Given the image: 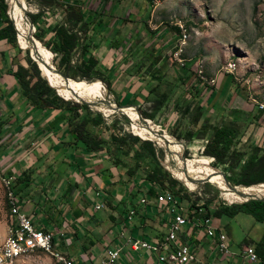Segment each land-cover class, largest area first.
Listing matches in <instances>:
<instances>
[{"label":"rangeland","instance_id":"obj_1","mask_svg":"<svg viewBox=\"0 0 264 264\" xmlns=\"http://www.w3.org/2000/svg\"><path fill=\"white\" fill-rule=\"evenodd\" d=\"M6 1L8 6H10L8 0ZM12 1L15 5H17L14 0ZM25 1L27 2L26 15H28V13L38 12L36 2L40 1L41 4L44 2L47 3V0ZM88 1V5L90 4L97 7L104 5L103 1L113 5V7L111 6L109 13H107V17L110 18V22H115L116 24L118 23L117 25L119 28L111 34V42L105 45L111 53L116 52L118 55H124L127 51H130V49H126L123 46L126 39L129 40L127 43L128 45L130 44L129 47H131L132 45H141L143 43L142 40H144L143 36H147L146 41L149 42H151L153 38H156V41L160 40V45H163L160 51L163 53L166 48V51L171 54L172 59L176 63L181 64L182 62L176 59L175 52L179 48V50H182L180 51L179 58L184 61L183 66L189 67L188 70L190 71V74H195L193 79H200L202 76L207 77L209 80L211 79V94L214 93L213 88H218L219 83H226L227 86L225 89L219 92L221 97L218 98V96L216 102L214 100V102L211 101V133L222 120L226 119V121H230L228 120L229 118L224 117V115H227V113L224 112V109L229 106L249 113L250 119L258 115V119L254 123H251L250 120L238 122L237 126H239L240 131L238 133L229 134L236 140V144L239 149H248L250 142L259 139V137L262 136V133L264 132V0ZM24 6L26 7V4ZM146 6L147 8L145 9V12H138L139 7L144 9ZM7 14L10 16L9 7ZM129 14L130 16L128 17ZM17 15L16 12H12V16L14 18L15 16L17 17ZM137 15H143L142 21L145 19V24L147 26L144 25L143 21V23L139 26L141 28L139 32L141 35L135 36L136 25L134 19H136ZM10 19L12 18L10 17ZM180 23H182L186 29V31H184V37H186V39H184L182 33L179 35L176 28H174L179 27V29H181L179 26ZM14 25L16 28L17 25L15 22ZM145 27H150L152 31L151 34L148 35L146 33ZM17 33L19 34L18 30ZM31 35L35 36V30L33 27L29 36ZM37 40L41 42L40 39L37 38ZM14 50L15 53H17V56L20 55L25 60L33 59L30 49L23 48L20 45L19 38L18 46L14 47ZM39 56L43 58V61L45 60L44 54L39 53ZM53 63L56 66L54 60ZM231 64H234L233 72H226L225 69ZM213 79H215V82H213ZM81 82L84 85L82 89L90 95H96L101 91L105 92V95L97 99L98 101H105L102 103L103 106L108 104L109 107L110 105L109 100L105 99L107 96L110 97L109 99H111V103L116 101V96L112 93V91L108 90L104 81H102L104 87L85 80ZM216 93L217 92L214 94ZM123 106H126V104L124 103ZM119 114L122 115V113ZM126 127L133 132L131 122L126 125ZM160 127V133H169L167 129L163 128L161 125ZM14 136L15 134H11V132H9L7 134V138L4 139L5 145L0 144L2 145L0 146V151H5L8 147H10L8 153L12 151L10 153L11 155L8 159H6V163L4 162L5 166H3V168L6 173L10 172V174H15V172L18 171V173L15 174L16 180L19 175H24V172L30 174L32 177L37 172V167H42L43 164H45V158L54 154L56 150L51 148L49 151H46V145L50 143L47 139L45 141H41L38 149L34 148L31 141L36 139L32 136L29 137L21 148L18 146L15 147L17 145V140L15 141ZM157 145L163 147L165 150L163 158V165L165 169L170 171L174 177L182 181L183 185L187 188L186 190L188 192L186 190L181 192L184 198L183 202L187 209L190 208L188 201L197 199V196L203 198L199 201V205H203L206 200H211L209 205L210 210L216 209L220 203L227 202L231 204L233 202H241L235 201V199L241 197L240 195H237L236 193L234 194V192L231 193L228 190L226 191L227 196L225 197L224 193L226 189L223 190L214 181L208 180L196 182L197 179L192 180L191 178H189L191 181L186 179H183V181L178 177V173L181 170L178 165V159L176 157L173 158V155L166 149L165 145L160 142L159 144L157 143ZM43 149L46 151L45 153H43ZM28 150L31 151L29 152ZM183 151L184 152L181 154L183 160L202 157V155L199 154L200 152L193 153L190 157H188L185 150ZM25 153L26 155L22 156ZM20 157H22L21 160ZM16 161H18V163L16 167H14L13 165ZM32 162L34 170H32V168H27V165ZM182 164L183 169L190 170L189 166L191 165L189 163L185 164L183 162ZM196 164H198V162L195 160L194 165ZM45 167H47L46 164ZM212 167L218 173H224L225 171L224 166ZM50 169L53 170V172H51L52 175L50 176L53 178L52 182L58 183L60 179L59 177L57 178L58 174L56 165L53 164ZM5 177L6 176L4 174L0 176V248H7L11 239H13V237H11V223L14 217V208L8 207L11 203L8 196V187L4 182ZM75 177L82 182L84 181V179L81 178V176H78V174ZM40 182L41 178H36L35 184H32V191L35 195L42 194L43 183ZM19 185L20 183H18L17 180V190ZM262 186L264 185L260 184L256 187H247L242 191L250 190V188H257L256 192L253 194H264V189H261ZM55 187L56 186H54V188ZM34 188H36V190ZM177 188L178 186H176V189ZM62 189L63 187L57 188V193L64 191ZM96 192L101 193L102 190L98 189ZM250 192H252V190H250ZM48 193L49 192H45V195H48ZM43 199L47 200L46 197ZM107 203L106 205L109 206V208H105L102 211L104 213H100L102 216L100 215L97 218L96 215L91 216L88 214L84 219H81L80 217V222L75 221V218L72 223L70 221H66L64 222V225H67L68 228L65 232H63L65 236L62 235V233L57 234V248L68 252L74 257L77 264H102V260L104 259V247L107 243H110L108 239L110 240V238H112V234L109 232L111 230L110 226L112 221L108 213L111 212L110 209H113V205L109 202ZM118 203L120 208H122L121 210L126 207L125 203L119 201ZM204 209L207 210L205 207ZM144 210L146 213L147 210ZM148 210L151 211V209ZM154 213L156 214L155 211ZM28 214L32 215L35 225L39 228H42L39 225L40 221L58 224L63 222L62 220H65L63 217L61 221L59 219L56 221V219L54 220V218H52L51 213L49 212L41 213L42 215L40 213ZM90 217L94 219V222L98 223H100L101 218L102 222L105 223L102 226L103 229L99 230L95 226L97 224L91 226L92 224L87 222L90 220ZM163 218L164 216L162 214L157 216L154 215L153 217L149 216L147 218L148 224L141 227L139 235L137 236L149 238L150 235L157 236L164 232L163 226H165V220ZM219 220L220 221L218 222V220L215 219V224H221V227L228 231L230 236L229 249L233 255L225 256L218 250L214 242L210 243L208 239L206 240V237L200 236L203 240L201 239L199 243V249L203 254V259H205V261L209 264L261 263L260 260L258 262H246L242 259L241 253L246 245H252L260 240L261 235L264 233V223L256 221L251 214L243 212L239 213L235 217L223 216L219 218ZM61 225L62 227H65L63 224ZM128 225L130 227L131 222H129ZM76 230L78 231L77 235L75 234ZM205 230L203 229L202 232L205 233ZM67 237L71 238V244L69 245H67L65 241V238ZM25 248V252L14 256V258H9V264L64 263L57 256H54L52 253L42 249L40 246L28 245L25 246ZM134 252L135 251L129 252L128 250L121 257L119 264H150L147 253H145L141 259H137L136 252Z\"/></svg>","mask_w":264,"mask_h":264},{"label":"trees","instance_id":"obj_2","mask_svg":"<svg viewBox=\"0 0 264 264\" xmlns=\"http://www.w3.org/2000/svg\"><path fill=\"white\" fill-rule=\"evenodd\" d=\"M103 2L104 5L101 6L100 12L95 8L87 10H83L80 7L72 8L64 18L54 24H48L42 11L29 13V16L36 27L35 36L41 40L43 44L39 42L42 46L45 45L49 49L44 46L49 53L51 64H54V60L57 69L62 74L73 78L74 80L71 79L72 81L81 82L85 80L104 87V84L100 81L102 80L106 83L108 90L113 91L112 83L115 74L101 62L97 53L102 46L111 42V34L119 26L116 23L110 25L109 19L100 17L112 6L108 2ZM108 6L110 7L107 9ZM8 7L6 0H0V13L3 17L0 22V25H2L0 28V40H7L13 47H17L19 38L20 45L23 48L30 49L31 54L44 63L39 53H35L33 44L26 42L22 35L29 37L28 30L25 29V26L27 27V17L22 14L25 26H19L22 33L18 30V37L14 25V22L17 25V21L12 16L13 20L10 19L7 14ZM144 25L146 24L144 23ZM139 26L136 25L135 36L141 35ZM174 28L180 35L179 27ZM30 29L32 31L31 23ZM145 29L148 35L151 34L150 27H145ZM127 42L129 40L126 39L125 43H123L126 49H130V52H127L130 54L134 52L140 53L141 49L134 51L138 45L129 47L130 44L128 45ZM152 56H154V53L151 50H148L145 55L139 54V58L137 55L135 62L137 71L134 74L138 75L142 80H149V93L154 96L145 99L146 106L138 104L136 100L129 105L135 106L136 117L139 118L140 113L144 118L153 121H149L151 124H154L157 123L155 116L167 108L178 88L189 77L190 71L184 70L187 66H183V70H181V67L171 59L170 55H168L167 59L171 63L172 69L165 70L163 68L167 63L165 61L162 66L156 67L153 71L158 62L155 60L151 61ZM39 65L33 59H26L24 63L18 64L15 69H10V72L16 78L18 90L31 106L39 110H59V112L65 114L67 131L70 136V139L64 142L67 147L80 151L85 155L103 154L102 157L106 162L128 175V182H134L133 191L131 192L132 197L140 194L155 196L161 191L171 190L182 202L184 201L181 192L187 188L182 181L165 169L163 165L165 150L163 147L158 146L155 140L143 135L139 130L130 131L126 127L130 123V119L125 114L104 115L99 110L101 109L99 106H96V108L90 103L80 102L75 95L61 94L57 84L42 74L43 66L40 65V69ZM52 69L54 70V68ZM55 73L58 74L56 71ZM58 75L62 77L60 74ZM49 81L57 87L60 95L72 99L67 100L60 96L57 89ZM195 87L197 92L192 94V97L196 98L199 96L200 90L195 84L191 86L192 90L190 91L182 88L176 96L175 102L179 105L177 110H179L181 118H184L191 108L193 101L188 102L186 98L187 93L193 92ZM119 104L123 105L121 102ZM226 113L227 115H224V117L230 118V122H233V125L222 120L214 128L211 137L199 154L208 159L206 166L215 172L216 170L212 166H224V174L232 184L250 187L260 185V183L264 185V144L259 145L252 141L248 149L242 150L237 147L236 140L229 135L240 131L238 126H234L236 122L250 120L251 123H254L258 119V115L250 119L249 113L236 108H229ZM168 132L173 150L181 159V165H183V162L185 164H191L195 160L198 162L194 158L183 160L181 156L184 152L183 150H185L188 157L193 154L189 144L195 138L194 125L179 123L169 127ZM175 138L179 141H176ZM216 173L227 186L223 175ZM23 174L18 176L17 180L20 184L28 182L24 186L27 187L33 181V178L26 172ZM17 180L15 179L13 188L17 194H21L22 189L17 190ZM112 184V182L109 183V185ZM176 186H178L177 189ZM202 199V197L197 196V199L189 200L190 209L205 207L207 208L205 216H213L214 218L223 216L235 217L243 212L251 214L256 221L264 223V199H250L231 204L227 202L220 203L214 210L209 208L211 200H206L203 205H199L198 203ZM107 202L112 204L108 199ZM131 203L132 206H137V204ZM149 209H151V217L156 215L154 213V211L156 212L155 208L150 207ZM124 212H127V209H124ZM148 217L144 216L145 219ZM132 226L134 234L139 235L143 225L132 223ZM77 230L76 235L78 234ZM191 241L195 248L199 247L200 241L198 239L193 238ZM253 246L260 261L264 264V234L260 240L253 243Z\"/></svg>","mask_w":264,"mask_h":264},{"label":"crops","instance_id":"obj_3","mask_svg":"<svg viewBox=\"0 0 264 264\" xmlns=\"http://www.w3.org/2000/svg\"><path fill=\"white\" fill-rule=\"evenodd\" d=\"M87 2L89 3L88 0H47V3L44 2L43 4H41L40 1L36 2V6L38 11H42L44 13L48 24H54L64 18L68 11L72 8L80 7L83 10L95 8L99 12L101 11L102 7L97 8V6L88 5ZM109 7L110 6H108L107 9ZM146 8L147 6L144 7V9L139 7L138 12H145ZM110 10L111 7L100 17L110 20V18L107 17V13H109ZM17 14L18 13H16V15ZM129 16L130 14L128 17ZM142 17L143 15L136 16V19H134L135 25H141L143 21L146 23L145 19L142 21ZM1 19H3V17L0 13V22ZM112 23L113 22H110V25H112ZM113 24H115V22ZM1 27L2 25H0V28ZM143 37V43L137 46L134 50L137 51L136 49H141V51H139L140 53L134 52L130 54L129 51L124 55H118L116 52L111 53L110 50L107 49V46H102L97 53L101 62L115 74V78L112 83V93L116 96L117 103L121 102L129 105L136 100L138 104L146 106L145 99L147 97L152 98L154 96L149 93V80H142L138 75L134 74L137 71L135 66L137 55L139 58V54L145 55L148 50H151V52L154 53V56L151 57V61L155 60L158 62L153 68V71L156 67L162 66L165 61H167V63L163 66V68L165 70L172 69L171 63L167 59L168 54L170 53L166 51V48L163 53L160 51L163 46L160 45V40L156 41V38H153V40L149 42L146 41L147 36ZM184 39H186V37H184ZM16 54L17 53H15L12 44H10L7 40H0V144L5 145L4 139H6L7 134L11 132V134H15V141L17 140V145L15 147L18 146L21 148L29 137L32 136L36 139L31 141L34 148L38 149L41 141H45L47 139L50 143L46 145V151H49L51 148L56 150L54 154L46 158L44 157V162L47 167H45V164H43L42 167H37V172L32 176L33 182H31L29 186L24 187L28 182H23L19 185L18 190L22 189L21 194L19 195L23 198V209L27 213L41 214L49 212L51 213L52 218H54V220L56 219V221L57 219L61 221L64 217L65 220H62L63 222L58 224L40 221V227L45 230L55 231V233H58L59 231L65 232L68 228L67 225H64V222L66 221H70L71 223L74 222V220L80 222V220L84 219L88 214L91 216L96 215L98 218V216L101 215L100 213H104L102 211L105 208H109V206L106 205L105 208L96 210V203L104 201L106 204V200L108 199L113 205V209H110L111 212L108 213L112 221L110 226L111 230L109 231L110 234H112V238H110V240L108 239V241H110L111 244H120L121 240L119 239V230L122 226V218L126 213L124 212V209H127L128 211L132 207L131 202L137 204L135 207L138 214L132 221H130V230L132 231V223L140 226L148 224V219H145L144 216H150L151 211L148 210L149 208H144L143 205L139 204V200L143 195L140 194L136 197H132L131 192L133 191L134 182H128V175L124 173V171H119L106 162L102 157L103 154L85 155L80 151H75L72 148L67 147L64 144L66 140L70 139L67 131L65 114L59 112V110H39L34 108L18 90L16 78L10 72V69H15L18 64L24 63L25 59L19 54V56ZM177 64L181 67V70H183V65L180 63ZM187 68L184 70H188ZM193 76L195 77V74L191 73L186 81L181 84L172 100L168 103L167 108L159 112L155 116V119L157 120V124H160L163 128L167 129V131L169 127L175 126L179 123H182L183 125H194L195 138L192 142H190L189 147L193 153H198L211 137V101L214 100L216 102L217 97H221L219 92L224 90L227 85L225 82H218V88H213L214 93L217 92L218 95L217 93L211 94V83L204 79L202 80V78L193 79ZM194 84L200 90L199 96L196 98L192 97V94H196L197 92L196 87L193 92L187 93L186 101H193V103L191 104V108L186 116L181 118L179 110H177L179 105L175 102L176 96L182 88L185 90L189 89V91L192 90L191 86ZM147 100L150 101L149 99ZM124 107L135 114V106ZM229 108L233 107L228 106L224 109V112H226ZM224 120L226 121V119ZM228 120H230V118ZM226 122L233 125V122ZM237 124L238 122H236L234 126H237ZM253 141L259 145H263L264 132L259 139ZM9 149L10 147H8L5 151H0V166L3 171H5L3 168L6 163L5 161H7L6 159H8L11 155L10 153L12 152L8 153ZM28 151L30 152L31 150ZM46 151L43 149V153ZM24 155H26V153L22 156ZM21 159L22 157H20V160ZM195 159L198 160V164L206 166V162L208 160L206 157L202 156L200 158H194V160ZM17 163L18 161H16L13 166L16 167ZM53 164L56 165L58 174L57 178L59 177L60 179L58 183L52 182L53 178L50 177L52 175L51 172H53L50 168ZM27 168H32V170H34L33 162L27 165ZM17 173L18 171L15 172V174ZM8 174L11 175L10 172ZM12 174L15 175L14 173ZM77 174L84 179L83 182L75 177ZM36 178H41L40 183H43L41 195H35L32 191V184H35ZM110 182L113 184L109 185ZM54 186L56 187L54 188ZM59 187H63L62 190L64 191L57 193L56 189ZM34 189L36 190V188ZM98 189L102 190L100 197L96 196V190ZM45 192H49L48 195H45ZM45 197L47 200L43 199ZM118 201L125 203L126 207H124L123 210H121L122 208H120ZM144 209L147 210L146 213ZM89 219L90 220L87 222L92 224L91 226L97 224L95 226L99 230L103 229L102 226L105 223L102 222L101 218L100 223L94 222V219L91 217ZM216 219L218 222L220 221L219 218ZM61 224L65 227H62ZM217 225L220 227L222 226L219 223ZM153 236L155 235H150L149 237ZM128 250L129 252L131 251L129 246H125L121 257ZM145 253L148 254L149 259L151 254L144 251L136 252L137 259H141ZM259 264L263 263L261 262Z\"/></svg>","mask_w":264,"mask_h":264},{"label":"built area","instance_id":"obj_4","mask_svg":"<svg viewBox=\"0 0 264 264\" xmlns=\"http://www.w3.org/2000/svg\"><path fill=\"white\" fill-rule=\"evenodd\" d=\"M179 26L183 34L186 29L182 23ZM180 51L182 50L178 49L175 55L176 59L182 62L181 64L183 65L184 62L179 58ZM233 68L234 64H231L225 70L226 72H233ZM201 78L211 83V79ZM213 82H215V79H213ZM139 120L144 125H149V121L153 122L147 118ZM130 122L132 125L131 120ZM152 128L161 132L160 125L153 124ZM133 132H135L134 129ZM0 172L11 180L14 197V206H8L14 207V217L11 223L13 244H8L7 248H0V264H9V258L15 252L24 251V246L34 244L50 245V252L64 254L65 263L61 264H77L73 256L57 248V234L62 233L65 236L63 231L55 233V231L45 230L35 225L32 215L23 209V198L13 188L16 179L15 175H9L3 171L1 166ZM96 196L100 197L101 193L97 192ZM139 204L143 205L144 208H155V216L159 214L164 216V232L149 238L135 235L128 225L138 214L136 207L132 206L122 218V226L119 230L121 243L106 244L102 264H119L125 246H129L131 251L150 253V264H209L203 259V254L199 247L195 248L191 241L193 238L201 241L202 238L200 236L206 237V240L208 239L210 243L214 242L218 250L225 256L233 255L229 249V234L225 229L215 224L216 218L205 216L207 210L204 208L187 209L184 202L173 191H161L155 196L143 195L139 200ZM105 206L104 201H99L96 203L95 208L100 210L105 208ZM203 229H206L205 233L202 232ZM65 241L67 244H71L70 238H65ZM241 257L246 262H258L260 260L253 245H246L242 250Z\"/></svg>","mask_w":264,"mask_h":264},{"label":"bare ground","instance_id":"obj_5","mask_svg":"<svg viewBox=\"0 0 264 264\" xmlns=\"http://www.w3.org/2000/svg\"><path fill=\"white\" fill-rule=\"evenodd\" d=\"M17 5H15V3H13L12 0H8L10 6H9V13L11 14L12 16V12H16L19 14L17 15V17L15 16V20L17 21V26L19 28L20 27H23L25 26V21H24V17L22 14H24L26 17H27V27L25 26V29L28 30V35H30L31 33V29H30V20L28 18V16L26 15V8H25V0H14ZM27 4V3H26ZM13 17V16H12ZM19 31L21 32L20 28H19ZM22 33V32H21ZM23 37H24V40L26 42H31L29 40V37H25L24 34H22ZM32 43V42H31ZM33 44V47H34V51L35 53H41V54H44L45 56V60L48 59L49 60V65H52L51 64V60H50V57H49V53L47 52V50L45 49L44 46H42L40 44L39 41H37V44ZM37 45V46H36ZM37 59V57H36ZM38 60V63L40 65L43 66V75L51 80H53L57 86H58V89L59 91L61 92V94H64V95H73V92L72 91H69L67 89V86L65 85L64 83V79L62 77H60L58 74L55 73V71L52 69V68H49L44 60V63L42 61H40L39 59ZM49 75V76H48ZM65 85V87H64ZM71 85L74 87V89L77 91V94L81 95V97L85 98V99H93V100H97L99 99L100 97H102L103 95H105V92L101 91L99 93H97L96 95H90L88 93L85 92V90H83V84L82 82H76V81H71ZM100 104H98V106L101 108V110L104 111V113L106 114H109L111 113V111H115L114 109H112L113 106H110L108 107V104H106L105 106H103V100H99L98 101ZM108 108H111V109H108ZM108 109V110H107ZM124 110L131 116V118L133 119V124H132V128L135 130H139L142 132L143 135L145 136H148L150 137L151 139L155 140L158 144L159 142L162 143L163 145L166 146V149L173 155V158H177L178 159V165L180 166V171L178 173V177H180L181 179H186V180H190L189 178H191L192 180H196V179H200L202 177H208L210 178V181H214L220 188H222L223 190H225V193H224V196L226 197V191L229 189L227 188V186L225 185V183L220 179V177L217 175V173L213 170H211L210 168L204 166V165H201V164H196L194 165V162H191V166H189V169L190 170H185L182 168V165H181V159L179 158V156L174 152L173 150V146H172V141L170 139V136H169V133H165V137L168 138L170 144L168 146V144H166L162 139L159 138L158 135H156V133L152 130V126L153 124H151L150 122L149 125H144V124H141V121L139 120L140 118L136 117L135 114L130 111L129 109L125 108L124 107ZM151 125V126H150ZM155 127V126H154ZM193 164V165H192ZM0 176H2V173L0 172ZM191 181V180H190ZM4 182L5 184L7 185L8 187V196H9V199H10V206H14V197H13V192H12V183H11V180L10 179H7L6 177L4 178ZM253 187H256V186H253ZM190 188V187H189ZM192 189V188H190ZM256 189H252L250 188V190H252V192H250V190H247L245 191V194H250V193H255L256 192ZM261 189H264V186L261 187ZM233 193V192H231ZM235 194V193H234ZM257 195V194H255ZM257 196H264V194H259ZM243 201L245 200V198H243L242 196L241 197H238V199H235V201ZM14 208V207H13ZM9 244H13V239H11L10 243ZM40 246L42 249L50 252V245H45V244H34L32 246ZM26 251V248L24 246V251H21V252H15L14 255L10 258H14V256H17L23 252ZM52 253L54 256H57L61 261H63L65 263V255L64 254H56L55 252H50ZM59 260V261H60Z\"/></svg>","mask_w":264,"mask_h":264},{"label":"water","instance_id":"obj_6","mask_svg":"<svg viewBox=\"0 0 264 264\" xmlns=\"http://www.w3.org/2000/svg\"><path fill=\"white\" fill-rule=\"evenodd\" d=\"M26 8V7H25ZM27 13V12H26ZM28 18H29V20H30V23H31V26L34 28V30L36 31V27H35V25H34V23L32 22V20H31V18H30V16H29V13H28ZM10 17H11V14H10ZM12 18V17H11ZM16 29L17 30H19L18 29V26L16 27ZM31 34V33H30ZM19 35V34H18ZM19 37V36H18ZM29 40L32 42V43H34V44H37V38L35 37V36H33V35H31V36H29ZM37 46V45H36ZM46 47V46H45ZM47 48V47H46ZM48 49V48H47ZM49 50V49H48ZM51 51V50H50ZM52 52V51H51ZM53 53V52H52ZM33 56V55H32ZM37 63H38V58L36 59V57H32ZM43 59V58H42ZM45 62H46V64H47V66L49 67V68H54V70L58 73V74H60L62 77H63V79H64V83H65V85L67 86V89L69 90V91H72L73 92V95H75V97H77V98H79V100L78 101H82V102H87V103H90L93 107H96V106H98V104H100L99 102H98V100H93V99H91V98H89V99H85V98H83V97H81V95H79V94H77V91L74 89V87L71 85V81L72 80H74L73 78H70V77H67V76H65L64 74H62L58 69H57V67L53 64V65H49V60L48 59H46L45 60ZM38 65H39V63H38ZM54 66V67H53ZM39 67H40V65H39ZM40 69H41V67H40ZM43 74V73H42ZM72 79V80H71ZM50 82V81H49ZM102 82V81H101ZM50 84L53 86V87H55L56 89H57V87L55 86V85H53V83L52 82H50ZM57 92H58V94L60 95V93H59V91H58V89H57ZM60 96H62V95H60ZM63 98H65V99H67V100H71L72 98H68V97H64V96H62ZM110 97H105V99L106 100H109V103H110V106H113L112 107V109H114L115 111H111V113H109V114H106V113H104V115H111V114H116V113H122V114H125L126 116H128V118L132 121V123H133V119L131 118V116L124 110V106L123 105H120L119 103H117L116 101L114 102V103H111V99H109ZM126 106H131V105H126ZM97 108V107H96ZM99 109V108H98ZM100 111H102V112H104L103 110H101V109H99ZM139 118L141 119V120H143V119H145L140 113H139ZM152 130L156 133V135H158L159 136V138L160 139H162L166 144H168V146H169V144H170V142H169V140H168V138H166L164 135H165V133H160L159 131H157V130H154L153 128H152ZM141 136V135H140ZM153 140V139H152ZM175 140L176 141H179V140H177L176 138H175ZM181 144H183L182 142H180ZM171 152V151H170ZM220 174H222L223 175V177H224V179H225V181L227 182V188L229 189V191L230 192H234V193H236L237 195H240V196H243L244 198H245V200H243V201H241V202H244V201H247V200H250V199H264V196H257V195H255V194H245V191H242L243 189H245V188H247V187H250V186H243V185H235V184H232L230 181H229V179L227 178V176L223 173V172H219ZM210 181V178H208V177H202V178H200V179H197L196 180V182H201V181ZM261 184V183H260ZM255 185H257V184H255ZM252 186V185H251Z\"/></svg>","mask_w":264,"mask_h":264}]
</instances>
